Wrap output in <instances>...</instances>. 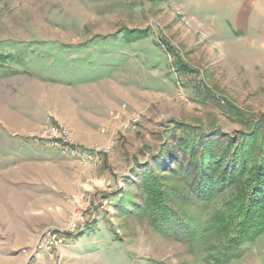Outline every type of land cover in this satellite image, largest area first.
<instances>
[{
    "label": "rangeland",
    "instance_id": "1",
    "mask_svg": "<svg viewBox=\"0 0 264 264\" xmlns=\"http://www.w3.org/2000/svg\"><path fill=\"white\" fill-rule=\"evenodd\" d=\"M127 30L148 37L127 42ZM0 54L25 62L0 66V264H208L240 239L210 232L234 187L169 201L174 218L193 220L170 232L119 205L143 206L139 175L163 153L202 149L206 133L226 145L260 124L264 0H2ZM53 125L99 157L34 140ZM164 177L168 195L190 193ZM48 229L67 237L53 256L38 248ZM237 253L227 264H264V233Z\"/></svg>",
    "mask_w": 264,
    "mask_h": 264
},
{
    "label": "trees",
    "instance_id": "2",
    "mask_svg": "<svg viewBox=\"0 0 264 264\" xmlns=\"http://www.w3.org/2000/svg\"><path fill=\"white\" fill-rule=\"evenodd\" d=\"M123 36L127 42H136L147 38L148 32L127 30ZM9 61L25 64L15 55L0 54V66ZM176 66L178 70L185 67L179 60L176 61ZM11 71L13 74L21 73L13 68ZM231 112L234 113L232 110ZM259 123L252 129L239 132L226 145L216 140L219 134L206 133L204 136L207 141L202 149L194 150L180 144L179 148H172L160 155L153 166L144 165L137 188L147 194V199L143 206L137 209H126L119 205L121 213L131 215L137 210L147 212L155 228L161 230L167 227L170 232L175 228L188 227L187 224L190 226L193 220L183 219L181 222L180 218H174L177 212L175 213L169 201L175 200L182 207L190 206L189 202H193L194 198H199L204 203L210 202L224 188L234 187L235 194L224 203L226 210L215 213L210 232L225 233L231 237L235 231L240 239H229L228 243L223 245L224 251L217 256L210 255L216 245H209L206 250L210 255L208 264H227L238 258L240 254L237 251L244 242H253L264 233V116ZM258 154L261 156H257ZM166 173L183 177L190 193L175 190L173 193L176 196L168 195L162 183ZM192 202L191 206H194ZM236 220L239 222L235 225ZM67 236L72 237L73 234L68 233Z\"/></svg>",
    "mask_w": 264,
    "mask_h": 264
},
{
    "label": "built area",
    "instance_id": "3",
    "mask_svg": "<svg viewBox=\"0 0 264 264\" xmlns=\"http://www.w3.org/2000/svg\"><path fill=\"white\" fill-rule=\"evenodd\" d=\"M35 141L48 143L54 149L61 151L63 154L72 158L85 162L87 160L96 159L99 157L98 152H94L90 149L80 147L71 140L65 127L61 125L49 126L43 129L38 135L33 137ZM112 204V201L105 199L102 202V208ZM77 226L73 225L72 231H75ZM67 237L55 229H48L44 231L38 242V248L40 251L53 256L57 253L67 242ZM27 264H35L33 261Z\"/></svg>",
    "mask_w": 264,
    "mask_h": 264
},
{
    "label": "crops",
    "instance_id": "4",
    "mask_svg": "<svg viewBox=\"0 0 264 264\" xmlns=\"http://www.w3.org/2000/svg\"><path fill=\"white\" fill-rule=\"evenodd\" d=\"M102 140H104V138H102Z\"/></svg>",
    "mask_w": 264,
    "mask_h": 264
}]
</instances>
